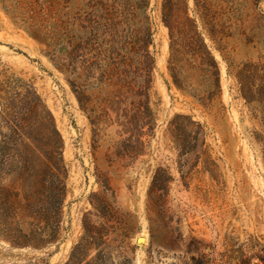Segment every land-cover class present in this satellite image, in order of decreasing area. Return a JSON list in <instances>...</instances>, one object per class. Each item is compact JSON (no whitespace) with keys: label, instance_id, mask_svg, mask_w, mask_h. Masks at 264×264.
I'll return each instance as SVG.
<instances>
[{"label":"rangeland","instance_id":"obj_1","mask_svg":"<svg viewBox=\"0 0 264 264\" xmlns=\"http://www.w3.org/2000/svg\"><path fill=\"white\" fill-rule=\"evenodd\" d=\"M146 28L155 128L128 152L107 102L120 85L95 89L83 85L86 70L58 67L69 63L72 36L99 33L131 49ZM196 33L219 68L212 101L196 73L182 90L169 72L173 45L197 63ZM7 80L31 84L53 115L67 191L60 209L42 188L32 120L5 137L0 104V144L22 155L0 171V264H264V0H0V84ZM70 82L90 96L86 110ZM176 116L200 124L205 153L179 155L168 130ZM159 168L171 177L164 203L150 195Z\"/></svg>","mask_w":264,"mask_h":264},{"label":"trees","instance_id":"obj_2","mask_svg":"<svg viewBox=\"0 0 264 264\" xmlns=\"http://www.w3.org/2000/svg\"><path fill=\"white\" fill-rule=\"evenodd\" d=\"M84 36L88 34L71 37V40L76 38L78 42L73 44L69 40L68 44L72 49L65 52L69 63L58 68L69 74L77 73L80 68L86 70L83 85L95 89L102 85H120L121 89L116 92L113 99L107 102L116 114V123L122 128V132L129 134L124 141L128 144V152L136 151L138 147L144 145L141 139L146 135L152 136L155 128L154 116L150 108V89L154 70V58L149 50L153 42L152 33L149 28H146L144 38L139 40L137 48L131 49L119 48L115 45V40H104L99 33L85 40ZM196 36L198 48L191 53L197 57V63L195 60L184 61L181 52L173 45L169 72L174 85L182 90L188 89V80L192 78L193 73H196L207 88V99L212 101L220 91L219 68L203 39L198 33ZM33 37L40 40L37 33ZM96 73H99L97 77ZM78 78H81V75ZM70 85L81 108L86 110L91 98L85 94L83 85H76L74 82H70ZM0 104L7 117L5 121L10 124L5 137L21 136L23 122L27 119L32 120L31 134L46 160L42 188L45 186L44 188L54 194L52 202L61 209L67 191L65 183L67 168L63 159V140L53 115L34 87L21 80H7L0 84ZM168 130L181 157L192 153H205V133L200 124L192 121L191 118L176 116L169 123ZM21 156L17 145L1 143L0 171L4 169L5 161L13 163ZM196 156L198 157V154ZM13 167L10 170H13ZM170 182L171 177L168 172L161 168L157 169L150 186L152 198L164 203ZM73 258L74 256H71V259Z\"/></svg>","mask_w":264,"mask_h":264},{"label":"water","instance_id":"obj_3","mask_svg":"<svg viewBox=\"0 0 264 264\" xmlns=\"http://www.w3.org/2000/svg\"><path fill=\"white\" fill-rule=\"evenodd\" d=\"M142 239H143V238H139V239H138L140 243H144V241H143ZM141 241H142V242H141Z\"/></svg>","mask_w":264,"mask_h":264}]
</instances>
